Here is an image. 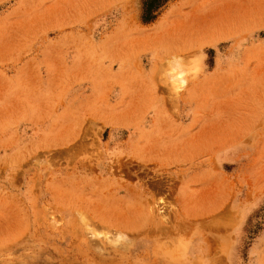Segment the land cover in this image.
Segmentation results:
<instances>
[{
	"label": "rangeland",
	"instance_id": "374dc122",
	"mask_svg": "<svg viewBox=\"0 0 264 264\" xmlns=\"http://www.w3.org/2000/svg\"><path fill=\"white\" fill-rule=\"evenodd\" d=\"M0 0V264H264V0Z\"/></svg>",
	"mask_w": 264,
	"mask_h": 264
},
{
	"label": "trees",
	"instance_id": "16d2710c",
	"mask_svg": "<svg viewBox=\"0 0 264 264\" xmlns=\"http://www.w3.org/2000/svg\"><path fill=\"white\" fill-rule=\"evenodd\" d=\"M169 0H147L144 8L145 22H151L156 19V12L165 5Z\"/></svg>",
	"mask_w": 264,
	"mask_h": 264
}]
</instances>
